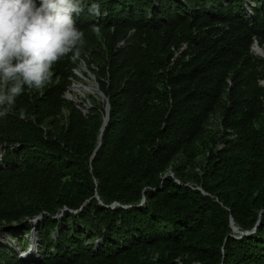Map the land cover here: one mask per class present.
Masks as SVG:
<instances>
[{
    "label": "trees",
    "instance_id": "trees-1",
    "mask_svg": "<svg viewBox=\"0 0 264 264\" xmlns=\"http://www.w3.org/2000/svg\"><path fill=\"white\" fill-rule=\"evenodd\" d=\"M100 11L75 18L81 55L0 117V264H264V0ZM82 61L110 103L97 150L105 103L67 98ZM27 237L40 257L8 247Z\"/></svg>",
    "mask_w": 264,
    "mask_h": 264
},
{
    "label": "clouds",
    "instance_id": "clouds-1",
    "mask_svg": "<svg viewBox=\"0 0 264 264\" xmlns=\"http://www.w3.org/2000/svg\"><path fill=\"white\" fill-rule=\"evenodd\" d=\"M85 7L90 14L101 15L100 0H0V117L13 111L26 90L42 92L52 82L54 66L62 58L81 55L84 32L76 26L75 18ZM246 7L253 16L249 2ZM100 30V26L93 25L94 32ZM257 45L264 52L256 40L253 53L264 57L256 52ZM261 83L264 85V80ZM83 100L73 99L76 103ZM4 154L5 149L0 147V164H4ZM19 251L26 252L18 249L19 255ZM37 257L39 253L32 258Z\"/></svg>",
    "mask_w": 264,
    "mask_h": 264
},
{
    "label": "rangeland",
    "instance_id": "rangeland-1",
    "mask_svg": "<svg viewBox=\"0 0 264 264\" xmlns=\"http://www.w3.org/2000/svg\"><path fill=\"white\" fill-rule=\"evenodd\" d=\"M255 54V53H254ZM257 55V54H255ZM80 66V70H77L76 72L79 74V76L81 77L80 78V81L79 82H75L74 85L71 87L70 89V94L67 96L69 98H72V100H77V99H81V100H85L84 102V107L86 108L85 111H87L88 109H90L91 107V100L93 98L95 99H98L99 101H102L101 97L98 95V88L96 86V83H95V78L92 77V74L89 72L88 70V67L82 62V64L79 65ZM84 73H87V75L85 76ZM81 86V87H80ZM89 86H92V87H89ZM85 87V88H83ZM82 88V89H81ZM74 89V90H73ZM90 90V91H87V90ZM86 94V95H85ZM85 95V96H84ZM85 104H88L89 106L86 107ZM31 235V234H30ZM4 236L6 237V231L1 228L0 229V240H5ZM38 237V236H37ZM28 238V241L27 240H24V239H21L20 242L18 243L16 240L12 239L11 241L13 242L11 245L9 244L8 247H14L15 249L18 248V249H25L24 251H26L25 253L28 254V252L30 251V255L35 253L36 255L39 253L41 254L42 250L40 248V244H39V241H38V247L35 245V243L37 242V240L35 238H32L31 241H30V238ZM7 239H9V236H7ZM30 241V242H29ZM29 245L27 248L25 247H21L22 245L26 244ZM31 243H34L33 244V247L30 246ZM26 245V246H27ZM31 248V249H30ZM17 249V250H18ZM37 249V251H36Z\"/></svg>",
    "mask_w": 264,
    "mask_h": 264
},
{
    "label": "water",
    "instance_id": "water-1",
    "mask_svg": "<svg viewBox=\"0 0 264 264\" xmlns=\"http://www.w3.org/2000/svg\"><path fill=\"white\" fill-rule=\"evenodd\" d=\"M254 16V15H253ZM255 49H258V51H259V53L261 54L262 53V55H264V52H263V49H261V47H259L258 45L255 47ZM262 51V52H261ZM94 77V76H93ZM96 86H97V88H98V94L101 96V99H102V101L105 103V110H106V114H105V116H104V121H103V124H102V127H101V133H100V135H99V142H98V146H97V148H96V150L100 147V145H101V143H102V136H103V132H104V129H105V126H106V124H107V121H108V119H109V110H110V103H109V98L105 95V93L99 88V84L98 83H96ZM78 101H81V100H78ZM77 102V101H76ZM86 106H89L88 104H86ZM167 175H172V176H174L175 174H174V172L171 170V171H169L168 173H166L165 174V177L167 176ZM179 183H181L180 182V180L179 179H176ZM200 190H202V192L204 193V194H208L205 190H203L201 187H198ZM96 198H98L99 199V201L101 202V203H103L102 202V200H101V198H100V195L98 194V193H96ZM145 201H146V199L145 198H143V200H142V202H141V205L142 204H144L145 203ZM117 205H120L118 202H115L114 204H112L111 206L112 207H115V206H117ZM42 218V214H40V215H38V216H36L33 220H32V222H34V223H37L40 219ZM231 225H232V228H233V231L234 232H236V233H239L240 234V236H236V237H238V238H241L242 236H244V235H248V234H250V233H252V232H255L256 231V228H254V229H252V230H248V231H242V230H240V228H239V226L238 225H236V223H235V221H234V219L231 217ZM19 253H20V257L21 258H26V254L24 253V252H20L19 251Z\"/></svg>",
    "mask_w": 264,
    "mask_h": 264
},
{
    "label": "bare ground",
    "instance_id": "bare-ground-1",
    "mask_svg": "<svg viewBox=\"0 0 264 264\" xmlns=\"http://www.w3.org/2000/svg\"><path fill=\"white\" fill-rule=\"evenodd\" d=\"M256 52L259 53L258 49H256ZM261 52H262V51H261ZM80 87H81V86H80ZM89 87H92V86H89ZM83 88H85V87H83ZM81 89H82V88H81ZM73 90H74V89H73ZM87 91H90V90L88 89ZM85 95H86V94H85ZM85 95H84V96H85ZM98 95H99V94H98ZM78 100H79V99H78ZM34 226H37V223H34ZM36 246L38 247V244H36ZM32 247H33V246H32ZM30 249H31V248H30ZM30 251H31V250H30ZM30 251L28 252V254H26V257H27V258H29V257L32 258L34 255H36L35 253H33V254H31V255H33V256H31V255H30Z\"/></svg>",
    "mask_w": 264,
    "mask_h": 264
}]
</instances>
